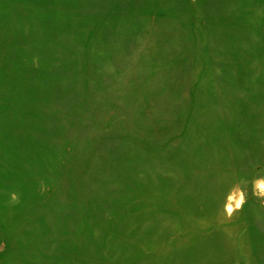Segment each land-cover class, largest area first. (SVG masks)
<instances>
[{"label": "rangeland", "instance_id": "1", "mask_svg": "<svg viewBox=\"0 0 264 264\" xmlns=\"http://www.w3.org/2000/svg\"><path fill=\"white\" fill-rule=\"evenodd\" d=\"M0 264H264V0H0Z\"/></svg>", "mask_w": 264, "mask_h": 264}, {"label": "clouds", "instance_id": "2", "mask_svg": "<svg viewBox=\"0 0 264 264\" xmlns=\"http://www.w3.org/2000/svg\"><path fill=\"white\" fill-rule=\"evenodd\" d=\"M237 207H239V204H237ZM229 211H231V208H229Z\"/></svg>", "mask_w": 264, "mask_h": 264}, {"label": "bare ground", "instance_id": "3", "mask_svg": "<svg viewBox=\"0 0 264 264\" xmlns=\"http://www.w3.org/2000/svg\"><path fill=\"white\" fill-rule=\"evenodd\" d=\"M229 207V206H228ZM229 209V208H228Z\"/></svg>", "mask_w": 264, "mask_h": 264}]
</instances>
